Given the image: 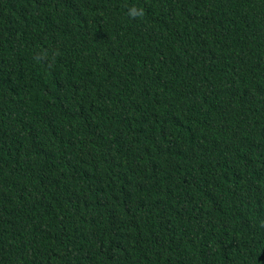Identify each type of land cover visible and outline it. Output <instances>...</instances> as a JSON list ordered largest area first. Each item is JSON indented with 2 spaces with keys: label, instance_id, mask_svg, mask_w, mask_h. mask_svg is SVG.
I'll list each match as a JSON object with an SVG mask.
<instances>
[{
  "label": "trees",
  "instance_id": "obj_1",
  "mask_svg": "<svg viewBox=\"0 0 264 264\" xmlns=\"http://www.w3.org/2000/svg\"><path fill=\"white\" fill-rule=\"evenodd\" d=\"M0 264H264V0H0Z\"/></svg>",
  "mask_w": 264,
  "mask_h": 264
}]
</instances>
